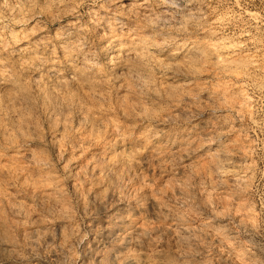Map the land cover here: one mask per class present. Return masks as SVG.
Instances as JSON below:
<instances>
[{
	"label": "rangeland",
	"instance_id": "rangeland-1",
	"mask_svg": "<svg viewBox=\"0 0 264 264\" xmlns=\"http://www.w3.org/2000/svg\"><path fill=\"white\" fill-rule=\"evenodd\" d=\"M128 263L264 264V0H0V264Z\"/></svg>",
	"mask_w": 264,
	"mask_h": 264
},
{
	"label": "bare ground",
	"instance_id": "bare-ground-1",
	"mask_svg": "<svg viewBox=\"0 0 264 264\" xmlns=\"http://www.w3.org/2000/svg\"><path fill=\"white\" fill-rule=\"evenodd\" d=\"M163 3H171L172 4V0H161ZM170 14H171V12H170ZM178 73V72H177ZM227 166V165H226ZM228 167V166H227ZM247 167V166H246ZM231 168V167H230ZM240 168V167H239ZM237 169V168H236ZM217 170V169H216ZM227 170V169H226ZM230 170V169H229ZM231 171V170H230ZM235 171V170H234ZM237 171V170H236ZM238 171H239V169H238ZM244 171V170H243ZM242 171V172H243ZM216 172V171H215ZM232 173H234V172H232ZM240 173V172H239ZM247 173V172H246ZM245 174V173H244ZM243 175H241L240 177H242ZM236 177V176H235ZM233 179V178H232ZM241 179V178H240ZM239 179V180H240ZM238 180V181H239ZM243 182V181H242ZM78 240V239H77ZM27 248V247H26ZM131 262V261H130ZM136 262V261H135ZM129 264V263H128Z\"/></svg>",
	"mask_w": 264,
	"mask_h": 264
}]
</instances>
